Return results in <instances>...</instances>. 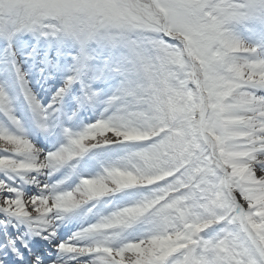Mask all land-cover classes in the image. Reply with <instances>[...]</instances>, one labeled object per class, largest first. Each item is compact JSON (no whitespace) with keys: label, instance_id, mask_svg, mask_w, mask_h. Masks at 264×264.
<instances>
[{"label":"snow or ice","instance_id":"1","mask_svg":"<svg viewBox=\"0 0 264 264\" xmlns=\"http://www.w3.org/2000/svg\"><path fill=\"white\" fill-rule=\"evenodd\" d=\"M14 9L27 7L29 0H8ZM223 4L226 0H150V7L159 5L170 13L193 3L210 11L211 3ZM2 3V0H0ZM179 17L173 15L172 20ZM13 21L0 19V28ZM209 43L197 53L191 65L181 72L160 80L146 89L141 100H150L152 106L129 103L113 95L107 99L112 106L111 115L88 124L78 133L67 132V141L57 151L44 154L49 163L19 167L15 158L22 151H32L33 144L22 137L0 130V136L15 139L18 147L13 156H0L12 164L0 166V170L23 174L45 172L71 161L90 148L122 143L135 146L127 158L138 161L143 168L108 166L103 174L86 177L73 189L57 193V199L65 206L53 208V197L46 194L26 197L19 189L0 181V192L13 195L0 196V211L12 216L27 218L46 226L53 212L68 211L94 198L135 186L152 188L145 199L120 208L97 223L83 228L75 239L61 242L56 247L72 257L90 256L91 262L79 264H210L209 252L227 244L231 256L227 264H264V177L259 172L250 179L240 180L231 175L235 162L230 145L236 144L254 157L264 152V57L251 59L246 66L224 65V59L239 44L222 36L220 22H209L205 29ZM219 46L213 47L212 42ZM251 54L257 49H250ZM82 57L78 64L83 65ZM220 65H224L221 67ZM84 69L73 67L65 85L57 90L53 103ZM23 82V74L17 70ZM250 77V78H249ZM185 81L188 88L197 90L195 102L161 105L158 97L167 85L176 80ZM242 94L243 103L233 106V97ZM95 93L90 89L85 96L91 100ZM168 95L172 91L168 90ZM28 99L37 117L43 118L51 108L39 104L30 94ZM6 100L0 90V105ZM111 135L115 139H105ZM254 163H264L254 161ZM148 169V171H145ZM117 172L129 175L130 183H123ZM155 177L151 182L146 178ZM92 181L87 187L85 182ZM47 190L46 184L40 185ZM47 200V210L41 207ZM31 209V210H29ZM141 218L156 223L140 238L113 243L119 234ZM211 221V223H209ZM239 225L246 237V248L251 249L253 259L238 244L228 238L213 239L203 235L206 229L218 223ZM84 241V242H81ZM3 264V261H0ZM33 264H39L37 256ZM55 264V262H52Z\"/></svg>","mask_w":264,"mask_h":264},{"label":"clouds","instance_id":"2","mask_svg":"<svg viewBox=\"0 0 264 264\" xmlns=\"http://www.w3.org/2000/svg\"><path fill=\"white\" fill-rule=\"evenodd\" d=\"M150 0H29L27 7L17 6L14 9L8 0L0 3V19L13 21L0 31L29 32L38 37L51 38L61 43L72 57L74 66L83 69L91 61H99V67L107 75L119 79V86L113 95L129 103H142L152 106L150 100H141L146 89L153 87L158 81L165 80L170 75L181 72L189 66L197 53L209 41L206 38V26L209 22H220L222 36L235 40L240 47L229 51L224 59V65H237L246 68L253 59L250 49L255 47L238 39L234 34V26L249 18L247 5L243 0H226V3L209 5L210 11H203V6L193 3L170 13L159 5L150 7ZM179 17L173 21L172 16ZM213 47L219 46L218 41L212 42ZM86 58L83 65L78 64ZM224 65H220L223 67ZM250 78V77H249ZM264 79V75L261 76ZM172 95H168V90ZM91 92H94L90 89ZM199 95L197 90L188 88L182 79L176 80L175 85L169 83L165 91L158 97L161 105L169 103H185ZM109 98V97H108ZM243 103L242 94L233 97V106ZM115 139L111 135L103 137ZM18 145L15 139L0 136V148L12 152ZM233 150L235 162L231 166L233 177L240 180L250 179L259 172L264 177V152L254 157L239 145L229 146ZM19 167L27 168L37 164L48 166V159L40 155L39 150L22 151ZM11 161L0 159V166L10 165ZM121 168H143L138 161L127 157L116 161L110 166ZM148 171V169H145ZM123 183H130L132 178L124 173L115 174ZM155 177L146 178L151 182ZM31 179V178H30ZM92 187L93 182H85ZM40 186V185H38ZM50 191L53 197L52 207L65 206V202L57 199V193ZM48 201H42L41 207L47 210ZM211 223V221H209ZM152 227H157L152 223ZM257 231H264L260 229ZM228 238L231 243L238 244L253 259L251 249L246 248V237L239 225H224L213 239ZM210 264H227L231 253L227 244L212 248L209 252Z\"/></svg>","mask_w":264,"mask_h":264},{"label":"bare ground","instance_id":"3","mask_svg":"<svg viewBox=\"0 0 264 264\" xmlns=\"http://www.w3.org/2000/svg\"><path fill=\"white\" fill-rule=\"evenodd\" d=\"M48 39L52 42L51 38ZM53 54H55V57L49 53L46 58H55L58 61L49 62L47 66L40 63L38 57H31L30 61L21 62V65H7L6 68L0 69V74H3L7 78H14V87L21 89L26 94H30L31 89L35 90L39 95L38 97H40L39 100L41 99L40 102L44 101L48 105L43 106L51 108V110L63 98L61 104L65 109L69 108L68 105H73L75 110H80L81 114L86 116L90 121L97 118L98 115L102 117L111 115L113 108L107 103V99L119 86V79L102 72L98 64H96L98 61L89 62L80 75L67 87L69 90L67 92L64 91L62 96L56 100V103H53L54 94L65 85L66 77L72 73L74 67L73 61L68 59L64 49L59 47L57 53L54 52ZM17 70L23 72L27 80L23 76L24 79L21 82ZM94 87L100 90L99 94L89 100L85 96V92ZM51 112L49 111L47 115L50 116ZM64 113H66L65 110ZM64 113L62 112L61 117L64 116ZM19 116H23V113H17V117ZM1 117L7 123L14 120L13 114L8 112H1ZM14 132L16 135H23L22 132H18L15 129ZM28 134L29 137H33L38 143L50 149L51 152H55L61 147L56 137L51 133L40 134V132L33 130L28 131ZM24 138L27 139L26 137ZM13 155V153L0 148V156ZM15 158L20 159L22 157L15 155ZM101 166H103L102 161L98 162L86 157L81 159L73 158L71 161H67L51 169L52 173L50 174H46L45 172L19 174L0 170V181H4L7 185L19 189L26 197L39 196L46 194V192L48 194L53 188L58 186V179L62 175L69 179L67 190H71L80 183L82 178L102 175L104 170ZM44 184L48 186L47 190H36L37 185ZM150 189L152 188L148 186H135L107 193L81 204L77 207L75 214L69 217L64 216L62 211L53 212L49 216L48 225L41 226L39 230L34 226H30V235L24 233L26 239L25 247L30 251L29 256L33 258L32 260H35L38 256L39 264H52V262H55V264H79L80 261L84 260L91 262L92 258L90 256L72 257L59 250L56 245L61 242H68L70 239H75L76 234L80 230L97 223L103 217L109 216L120 208L145 199L151 194L152 190ZM5 195L11 196L13 193L0 192V196ZM60 216L65 217V219L60 218ZM0 217L4 220L7 230L12 231L13 229L14 232L23 231L21 229V221L14 220L20 217L12 216L2 211H0ZM12 222H14L13 227H11ZM151 227L152 224L148 219L141 218L126 229H123L119 233L118 239L113 240V243H119L122 239L140 238ZM4 238L5 236L0 233V242H4L2 246L5 244ZM4 249V247H1L0 251L2 252ZM20 252L21 249L17 250V253L21 256L18 260L13 259L16 254H5L2 252L4 254V264H28V257Z\"/></svg>","mask_w":264,"mask_h":264},{"label":"rangeland","instance_id":"4","mask_svg":"<svg viewBox=\"0 0 264 264\" xmlns=\"http://www.w3.org/2000/svg\"><path fill=\"white\" fill-rule=\"evenodd\" d=\"M243 2L247 5V11L249 14V18L244 21V22H238L234 26V34L238 39L243 40L247 44H250L254 46L257 51L254 54H250L255 57H264V0H243ZM29 34L30 36H28ZM22 36L23 39L28 37V43H26L25 40L21 41V51L20 50H15L13 56L7 58V60L1 62L0 64L2 66H6V63L8 61H16L17 59L19 60H30L31 57H38L40 63L48 65L49 62L53 61H58L55 60V58H46V56L50 53L55 57L53 54L54 52L57 53L58 48L60 47L61 49H64L66 52V55L68 56V59L72 60V57L69 55L68 50H66L63 45L54 39H52V42L49 41L48 38H43V37H38L33 33L29 32H11L9 30H4L0 31V37H5L6 42L9 41L12 43L11 48H14V41L16 39H20ZM1 42V41H0ZM27 44H30L32 47L27 46ZM99 66V61L96 63ZM0 65V66H1ZM3 74L0 75V79H5V82H8V79L6 76H2ZM5 84V86L1 89L5 96L11 91V88H13V83H8ZM2 86V84L0 83ZM11 86V87H10ZM10 88V89H9ZM69 88L67 89V91ZM91 90L94 91L96 94L95 97L99 94V89L98 88H92ZM56 96V93L54 94ZM16 101L15 99H11L10 101L5 100V103L0 105V112L1 111H18V106L16 109L11 108L9 105L11 102ZM8 102L10 104H8ZM8 107V108H7ZM68 112H74L75 107L73 105H68ZM77 113L79 116H77V121L74 125H66L65 130V135L61 132L62 128L60 129H55L53 132L56 133L58 138L60 139V142L62 144H65L67 141V132H72V133H78L82 131L85 127V121L88 119L86 116H83L80 112V110L76 109ZM1 116V115H0ZM67 118L71 119V117L68 115ZM51 119V118H50ZM72 120V119H71ZM72 122V121H71ZM34 128V129H33ZM30 130H35V127L32 126L29 128ZM0 130L6 131L10 134L15 135L13 132L12 128L8 125L5 124L1 118H0ZM67 130V132H66ZM135 146L132 145H123V146H111V145H101L98 147L96 151H93V153H89L88 150L79 156L75 157L76 159H81L83 157H86L90 160H95L98 162H103L102 169L104 170L106 167L114 164L116 161L121 160L127 156V154L130 151H133ZM64 176V175H63ZM69 185V179L68 178H62L60 179V186L58 185V188L56 187L52 189V191H68L67 187ZM42 189L40 186L37 185L36 190ZM58 189V190H57ZM152 190V189H150ZM74 209V208H73ZM70 209L68 211H63L64 216H70L72 213H74V210ZM60 218L65 219V217L60 216ZM15 221H21V229H23L22 232H14L13 229L12 231L7 230L6 225L4 220L0 217V233L1 235L5 236V244L3 247L5 248V254L7 253H15L17 250L21 249V252L27 253L26 250V239L24 236V233L30 235L29 227L34 226L37 230L41 228V225H38L34 223L32 220H29L27 218H15ZM13 227L14 222L11 223ZM224 227V224L218 223L216 225H212L209 227V229H206L203 235L206 237H212L215 235L221 228ZM4 243V242H1ZM2 247V246H1ZM19 258L18 255L15 256L14 260H17ZM28 262L30 264L33 263L32 259L28 256Z\"/></svg>","mask_w":264,"mask_h":264},{"label":"trees","instance_id":"5","mask_svg":"<svg viewBox=\"0 0 264 264\" xmlns=\"http://www.w3.org/2000/svg\"><path fill=\"white\" fill-rule=\"evenodd\" d=\"M19 40V39H18ZM0 53H7L9 51L8 48V44L5 42V40L3 38H0ZM14 48L18 49L19 45L16 43H14Z\"/></svg>","mask_w":264,"mask_h":264}]
</instances>
